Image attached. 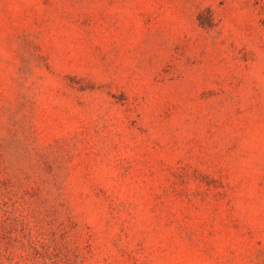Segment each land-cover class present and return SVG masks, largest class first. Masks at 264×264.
Returning <instances> with one entry per match:
<instances>
[{"label": "rangeland", "instance_id": "obj_1", "mask_svg": "<svg viewBox=\"0 0 264 264\" xmlns=\"http://www.w3.org/2000/svg\"><path fill=\"white\" fill-rule=\"evenodd\" d=\"M0 264H264V0H0Z\"/></svg>", "mask_w": 264, "mask_h": 264}, {"label": "trees", "instance_id": "obj_2", "mask_svg": "<svg viewBox=\"0 0 264 264\" xmlns=\"http://www.w3.org/2000/svg\"><path fill=\"white\" fill-rule=\"evenodd\" d=\"M12 213H9V216L11 217ZM11 219H13L15 222L13 223V226L15 227H25L28 224H25V221L23 219H20L18 216H16L15 214L13 215V218L11 217Z\"/></svg>", "mask_w": 264, "mask_h": 264}]
</instances>
